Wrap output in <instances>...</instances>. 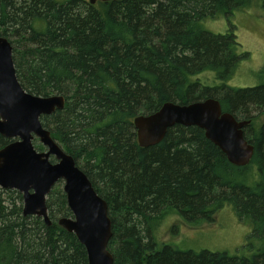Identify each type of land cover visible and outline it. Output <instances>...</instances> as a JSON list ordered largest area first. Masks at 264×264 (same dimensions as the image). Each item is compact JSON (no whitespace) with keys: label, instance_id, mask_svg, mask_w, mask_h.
I'll use <instances>...</instances> for the list:
<instances>
[{"label":"trees","instance_id":"16d2710c","mask_svg":"<svg viewBox=\"0 0 264 264\" xmlns=\"http://www.w3.org/2000/svg\"><path fill=\"white\" fill-rule=\"evenodd\" d=\"M253 6L264 13V0H0V37L12 46L18 82L30 94L65 99L62 111L40 122L106 202L113 264H264V247L250 258L159 247L150 227L169 212L192 226L209 224L230 204L264 240V118L253 124L264 116V77L256 86L228 85L240 59L230 17ZM220 16L225 34L202 29ZM207 71L218 85L190 78ZM207 98L250 120L247 166L229 163L194 126L176 125L158 145L138 146L136 117ZM10 142L0 136V149ZM46 206L50 226L22 215L21 194L0 189V264H88L84 247L56 224L71 217L59 186Z\"/></svg>","mask_w":264,"mask_h":264},{"label":"water","instance_id":"95a60500","mask_svg":"<svg viewBox=\"0 0 264 264\" xmlns=\"http://www.w3.org/2000/svg\"><path fill=\"white\" fill-rule=\"evenodd\" d=\"M109 1L120 0H88V3ZM64 106L61 95L36 96L22 88L15 73L12 46L0 37V136L12 140L0 149V189L21 194L22 215L41 218L50 226L46 200L53 187L62 181L71 217L58 218L57 225L73 234L84 247L88 264H113V256L107 249L112 226L106 202L73 157L63 151L40 122L41 117L62 111ZM249 124L250 120H237L231 113L223 112L214 98L187 105L168 102L153 114L133 120L140 148L158 145L176 125L194 126L236 167L247 166L254 154V147L244 137V128ZM34 139L44 151L34 148Z\"/></svg>","mask_w":264,"mask_h":264},{"label":"rangeland","instance_id":"374dc122","mask_svg":"<svg viewBox=\"0 0 264 264\" xmlns=\"http://www.w3.org/2000/svg\"><path fill=\"white\" fill-rule=\"evenodd\" d=\"M55 1L62 3L65 0ZM232 14L230 23L235 28V38L238 43L236 52L240 59L228 85L234 88L256 86L261 82L259 77H264L261 74L264 71V13L259 6H253L247 10L234 11ZM201 27L213 34H225L229 29L224 16L205 20L201 23ZM190 78L199 80L209 87L219 84L213 72L207 71ZM257 112L254 108L251 109L253 117L257 115ZM263 118L262 115L252 123L258 126ZM56 185L62 190V181ZM213 219L212 223L192 226L178 214L169 212L158 220H153L150 227L152 236L159 247L167 244L186 252L199 253L205 250L250 258L264 247V240L251 236V224L241 221L232 205H222Z\"/></svg>","mask_w":264,"mask_h":264},{"label":"flooded vegetation","instance_id":"af4514ba","mask_svg":"<svg viewBox=\"0 0 264 264\" xmlns=\"http://www.w3.org/2000/svg\"><path fill=\"white\" fill-rule=\"evenodd\" d=\"M41 146H42V145H41ZM59 146H60V145H59ZM42 147H43V146H42ZM43 148H44V147H43ZM44 150H45V149H44ZM44 150H43V151H44ZM63 151H64V150H63ZM38 152H39V151H38ZM40 152H41V151H40ZM50 161H51L52 163H54V159H51Z\"/></svg>","mask_w":264,"mask_h":264},{"label":"bare ground","instance_id":"6f19581e","mask_svg":"<svg viewBox=\"0 0 264 264\" xmlns=\"http://www.w3.org/2000/svg\"><path fill=\"white\" fill-rule=\"evenodd\" d=\"M112 224V223H111ZM114 258V257H113Z\"/></svg>","mask_w":264,"mask_h":264}]
</instances>
